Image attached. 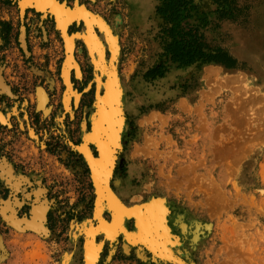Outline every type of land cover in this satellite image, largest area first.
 I'll use <instances>...</instances> for the list:
<instances>
[{"label":"rangeland","instance_id":"rangeland-1","mask_svg":"<svg viewBox=\"0 0 264 264\" xmlns=\"http://www.w3.org/2000/svg\"><path fill=\"white\" fill-rule=\"evenodd\" d=\"M17 1L0 0V75L10 89V96L0 93V113L10 118L0 123V161L21 174L22 163L28 162L43 178L51 209L45 234L24 235L0 212V264H60L65 254L71 255L69 264H82L83 236L72 240L70 233L72 225L89 219L96 197L88 166L75 150L94 109L93 69L83 46L76 44L73 56L81 78L71 72V85L79 101L65 112L61 84L54 82L56 91H51V84L30 78L38 70L59 81L62 40H46L53 37L49 17H34L32 29ZM68 1L62 3L70 7ZM236 3L247 9L224 16L209 0H195L197 10L188 19L167 26L180 34L192 30L206 55L221 52L235 60L232 69L213 62L172 64L163 50L171 39L155 13L158 0H148L143 22L131 19L125 0L98 3V13L114 25L119 39L116 69L125 102L121 148L108 185L111 189L116 177L130 176L120 200L127 209L162 198L180 243L175 253L185 264H264V71L257 55L264 51V0ZM21 29L29 39L22 40L25 50ZM159 66L165 69L162 78H143ZM39 86L49 97L47 114L37 109ZM91 152L96 155L93 147ZM3 182L0 177V208L10 199L20 204L14 213L24 217L33 203L29 193ZM132 224L133 219L127 221V228ZM104 243L97 264H151L122 256L117 238ZM149 261L158 264L151 256Z\"/></svg>","mask_w":264,"mask_h":264},{"label":"bare ground","instance_id":"bare-ground-1","mask_svg":"<svg viewBox=\"0 0 264 264\" xmlns=\"http://www.w3.org/2000/svg\"><path fill=\"white\" fill-rule=\"evenodd\" d=\"M125 4L128 7V13L131 14L132 20L135 19L143 22L148 16V0H125ZM19 6L21 10L32 6L36 12L42 14V18L48 14L46 10H49V14L55 21L56 29L61 33L65 54L60 69V77L65 86L64 93L61 96V104L65 112L70 110V105L76 106L79 101V95L73 91L70 83L71 72L76 79L81 78L79 67L73 57L75 39H80L84 44L86 57L93 69L94 83L97 91L94 109L90 113L89 128L85 130L82 124V142L76 146L75 150L82 156L91 170V182L96 193L92 209V220L97 225L93 227L87 220L79 226L72 225L70 233L72 240H76L80 235L83 236L82 264H97L104 242L108 241L110 244H113L120 233L123 234L125 245L130 244L131 246H135L138 244L143 246L151 254V259L158 264H185L175 253V249L180 243L179 239L171 232L168 224L169 221H167L169 211L162 198H152L145 201L141 206H137V208L127 209L120 202V198L125 195L130 176L127 177L128 180L116 177L111 189L108 185L111 175H113L112 170L118 153L116 150L118 151L121 148V133L124 129L123 114L125 110V102L122 96L123 88L118 79L116 69L120 47L118 39L112 33L108 23L96 15L87 13L82 6H78V3H74V9L72 10H69L70 8L67 9L65 7L66 4H61L56 0H19ZM21 14L22 11H20ZM73 20L78 22L83 21L85 23H83L85 31L79 35L77 33L76 35L67 36L68 26ZM119 20L117 17L116 21L119 22ZM96 29L98 30V34H96ZM98 35L103 40H100ZM22 40L23 29L20 30V43L22 49H24ZM257 55L263 64L262 70L264 71V51ZM262 84L264 85V78ZM0 93H7L10 96L9 90L5 87L1 76ZM35 96L37 98V109L47 114L48 110L45 106L46 96L44 92L40 89L36 90ZM7 117L2 116L0 113V123L4 124L6 119H8ZM91 147L96 152L95 156L92 155ZM1 163L4 164L3 166H7L5 161H1ZM1 168L0 177L8 183L7 178L9 176L11 179L13 178L10 175L11 170L7 168L8 171H3L4 167ZM129 172H132L131 169ZM42 194H44V191L39 190L35 196L38 197ZM16 206L18 208L20 204L18 205L17 202H14V205H10L8 201H5L4 206L0 208L2 216L8 221L9 225L13 226L16 231H20L21 228H18L19 224L23 223L25 229L32 230L36 234H45L46 231L43 228L44 214L47 210L45 201H42L40 206L31 208V216L28 220L25 218L21 220L14 219L16 215H14L13 208ZM106 211L110 213L109 221L103 219V213ZM7 212H9L8 215ZM5 214L7 215L6 218ZM130 219H133L134 222L132 228L128 229L126 224ZM20 232H22V229ZM97 236L103 239L96 241ZM70 262L71 255L65 254L60 264H69Z\"/></svg>","mask_w":264,"mask_h":264},{"label":"crops","instance_id":"crops-1","mask_svg":"<svg viewBox=\"0 0 264 264\" xmlns=\"http://www.w3.org/2000/svg\"><path fill=\"white\" fill-rule=\"evenodd\" d=\"M57 2H59V3H61L62 4V2H67V0H56ZM104 0H71L70 2L68 1V4H70V7H67V9H69V10H72V9H74V3H78V6H82L83 8H84V10L85 11H87V13H89V14H91V15H96V16H98V17H100V18H102L106 23H108V25H109V27L111 28V30H112V33L117 37V39H118V36L115 34L116 32H115V30H114V25H112L111 23H109L108 21H106L105 20V18L102 16V15H100L98 12V10L100 9V8H102L101 6H99L98 5V3H102ZM106 1H109V0H106ZM72 4V5H71ZM124 6V5H123ZM66 7V6H65ZM17 9H18V12L20 13V11H22V14L24 15V17H23V19L26 21V22H31L32 23V25H31V28L32 29H34V26L35 25H37V23H34V21H33V19H34V17H38V18H41V21H42V14H40L39 12H36L33 8H32V6L31 7H26V8H24L23 10H21V8H20V6H19V0L17 1ZM126 10V9H125ZM46 13H48L45 17H44V19H47L48 17L50 18V19H52V20H50L51 21V23H50V28H51V34H52V38H51V36H47V37H45L46 38V40H62V37H61V33H60V31H58L57 29H56V24H55V21H54V19L51 17V15L49 14V12L46 10ZM84 22L83 21H76V20H73L71 23H70V25L68 26V29H67V36H72V35H76L77 33H78V35L79 34H82L84 31H85V23L83 24ZM114 24H115V20H114ZM83 30V31H82ZM96 34H98V30L96 29ZM70 34V35H69ZM99 36V38H100V40H103V39H101V36L100 35H98ZM20 40V39H19ZM23 40H29L28 39V37L26 36V33L24 32V36H23ZM31 40H43L42 38H37V37H31ZM81 44L82 46H83V48H84V50H85V47H84V44L82 43V41L80 40V39H75V42H74V52H75V48H76V44ZM62 44H63V41H62ZM118 44H119V39H118ZM73 52V53H74ZM85 53H86V51H85ZM106 56H107V53H106ZM64 57H65V54H64V56H63V60H64ZM74 57V56H73ZM61 72V71H60ZM36 73L37 74H31V76H30V78H32V79H34V80H38V82H40L41 84H43V86H49L50 84L52 85V88H51V91H56V86H55V84L56 83H59V84H61L62 86H63V88H64V90H65V86H64V84H63V80H62V78L60 77V74H59V81H58V79L56 80L55 79V81H54V79H52V77H51V75L50 74H43L42 72H39L38 70L36 71ZM1 76V75H0ZM72 76H73V74H72ZM1 78H2V80H3V82H4V85H5V87L6 88H8V90H9V92H10V89H9V86H8V84L6 83V81L3 79V77L1 76ZM54 82H56V83H54ZM70 83H71V73H70ZM39 89L40 90H42L43 92H44V94H45V96H46V109H47V107H48V105H49V97H48V95H47V93H46V91H45V88L44 87H41V86H39ZM2 94H4L5 95V93H2ZM51 108V107H50ZM1 115L2 116H7V115H4L3 113H1ZM8 119H6V122L5 123H7L8 121H9V117H7ZM81 140H82V135H81ZM82 142V141H81ZM19 142L17 141L16 142V144H18ZM15 144V145H16ZM14 145V146H15ZM13 146V147H14ZM12 149V148H11ZM10 156H12L13 157V153H12V150H11V153L9 154ZM14 158V157H13ZM1 161H4V160H1ZM1 161H0V171H1V167H4V169H3V171L4 170H7L8 171V169L7 168H10V170H11V176L13 177L12 179H11V177L9 176L8 178H7V180H8V182L9 183H7L9 186H13L14 187V185H15V183L17 182V181H19V182H17L16 183V186H17V189H18V191L19 192H21V191H24L25 192V194L26 193H29L28 194V196L30 197V199H29V201H30V203H31V201L33 202V203H31L30 205H29V213L27 214V215H25L24 217H21V218H19L18 216H17V213L15 214L14 213V215H16V216H14L15 218V220H21L22 218H25L26 220H28V219H30V214H31V211H32V209L34 208V207H37L38 205L40 206L41 205V203H42V201H45L46 202V213L44 214V221H43V228H44V230L45 231H48V228H47V224H46V220H45V217H46V214H47V212L48 211H50V209H51V204H49V201L47 200V198H46V195H45V186L44 187H42V180H43V178L42 177H40V176H37L38 175V172L37 171H34V170H32L31 169V167L28 165V162H25V163H22L23 164V167H22V171H23V173L24 174H21V173H17L14 169H13V167L11 166V164L10 163H8L7 161H6V163L5 164H7V166H3L4 164H2L1 163ZM9 166V167H8ZM6 172V171H5ZM135 173H137V170H136V168L134 167V168H132V172H131V178H132V176L133 175H135ZM25 174H27V175H25ZM133 174V175H132ZM17 179H16V178ZM6 179V178H5ZM1 180H2V178H1ZM3 181H4V179H3ZM2 182V181H1ZM5 182H6V180H5ZM5 182H3V183H5ZM13 182H14V184H13ZM37 183H39V185H37ZM13 184V185H12ZM144 186V188H145V185H143ZM24 189V190H23ZM39 190H43L44 191V194H42V195H39L38 197H36L35 195H36V192H38ZM47 192V191H46ZM124 197H125V195L123 196V197H121L120 199L121 200H124ZM138 197H139V193H138V191L137 190H135L134 191V195H133V198L134 199H138ZM37 199V200H36ZM44 199V200H43ZM25 201V200H24ZM8 202H9V204H11V200L9 199L8 200ZM145 201H143V202H140V204H143ZM3 204H2V206H4V204H5V201H3L2 202ZM38 203V204H37ZM135 206V205H134ZM133 206V207H134ZM138 206V205H137ZM137 206L136 207H134V208H137ZM166 206V205H165ZM2 208V207H1ZM32 208V209H31ZM166 208H167V206H166ZM9 214V212H7V215ZM91 217V218H90ZM89 217V219H82L83 221L81 222V224L82 223H84L85 221H89L90 222V224L93 226V227H95L96 226V222H94L93 220H92V212H91V216ZM93 222H92V221ZM134 222V221H133ZM94 224V225H93ZM169 224V223H168ZM23 226V227H22ZM133 226V225H132ZM169 226H170V224H169ZM19 228H21V229H23L24 228V224L22 223V224H19ZM24 230V235H26V234H31L30 232H32L33 233V231L32 230H27V229H23ZM123 234L122 233H120L118 236H117V244L119 245L118 246V248H119V253L122 255V256H124V257H127V256H131V255H133L134 256V258L136 259V260H138V261H141V262H148V263H151L150 261H149V257L151 256V254L149 253V252H147V250L143 247V246H141V245H135V246H131L130 244H128V245H125V243H124V238H123V236H122ZM70 237H71V235H70ZM97 240L96 241H99V239H102L101 237H97L96 238ZM119 240V241H118ZM104 245H105V243L103 244V247H104ZM141 246V247H140ZM103 247H102V249H103ZM101 249V250H102ZM111 254V253H110ZM141 256V257H140ZM112 259V258H111ZM111 259H110V261H111ZM152 264V263H151Z\"/></svg>","mask_w":264,"mask_h":264},{"label":"trees","instance_id":"trees-1","mask_svg":"<svg viewBox=\"0 0 264 264\" xmlns=\"http://www.w3.org/2000/svg\"><path fill=\"white\" fill-rule=\"evenodd\" d=\"M211 3L219 7V11L224 16H234L240 14L241 10L247 9V6L239 8L237 0H209ZM159 5L155 9V13L161 18L164 24L163 34L171 39L164 46V52L169 56L172 64L188 67L196 62L216 63L227 69L235 68L236 62L225 53L218 52L214 55H206L202 51L200 38L192 34V30L180 34L176 28L168 25L177 24L182 20L190 17L191 11L197 10L195 0H158ZM165 69L163 66L148 70L143 78L154 80L164 76Z\"/></svg>","mask_w":264,"mask_h":264},{"label":"water","instance_id":"water-1","mask_svg":"<svg viewBox=\"0 0 264 264\" xmlns=\"http://www.w3.org/2000/svg\"><path fill=\"white\" fill-rule=\"evenodd\" d=\"M63 4V3H62ZM66 7H68V6H66ZM49 11V10H48ZM87 166H88V164H87ZM88 169H89V172H90V177H91V170H90V168L88 167Z\"/></svg>","mask_w":264,"mask_h":264},{"label":"flooded vegetation","instance_id":"flooded-vegetation-1","mask_svg":"<svg viewBox=\"0 0 264 264\" xmlns=\"http://www.w3.org/2000/svg\"><path fill=\"white\" fill-rule=\"evenodd\" d=\"M6 127H4V128H1V130H4Z\"/></svg>","mask_w":264,"mask_h":264}]
</instances>
